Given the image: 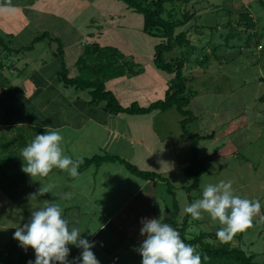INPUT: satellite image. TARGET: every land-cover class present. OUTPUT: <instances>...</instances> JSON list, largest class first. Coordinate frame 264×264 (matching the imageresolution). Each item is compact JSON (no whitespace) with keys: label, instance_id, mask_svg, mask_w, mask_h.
Here are the masks:
<instances>
[{"label":"rangeland","instance_id":"obj_1","mask_svg":"<svg viewBox=\"0 0 264 264\" xmlns=\"http://www.w3.org/2000/svg\"><path fill=\"white\" fill-rule=\"evenodd\" d=\"M31 3L45 8L34 12L29 10ZM175 6V11L185 8L194 16L186 25L175 30V35L185 34L188 43L164 54V59L166 62L183 63L182 73L186 88L190 91H187L190 103L186 110L195 117L186 129L200 136L214 133L213 139L199 141L198 158L209 164L206 160L212 152H215V158L226 154V146L221 145L216 150L214 144L219 145L222 137L227 138L231 134L239 149L238 158L210 160V163H214L200 178L198 190L189 195L191 203L200 198L203 184L222 180L232 181L237 195L259 200L262 205L260 213L253 217L250 227L233 235L230 246L252 256V264H264V220L261 219L264 216V82H260V79H264V0H190L184 7L180 4ZM22 11L14 7L0 10V16L5 15L0 25V38L3 41L13 36L16 45L29 46L32 37L47 31L50 37L58 38L63 46V60L70 77L80 74L82 67L77 62L86 46L96 44L99 48L116 49L123 55L118 59V64H126L125 74L119 78L105 79V90L112 92L122 107H129L132 103L148 107L164 99L172 76L158 70L153 64L155 47L161 39L147 36L143 32L142 15L129 10L123 2L37 0L27 1ZM242 11L251 14L257 23L256 28L248 30L239 20ZM25 15L32 29L25 28L21 20ZM47 43L46 40L36 44L32 52L25 54L7 56L0 53V61L7 60L4 64L0 63V158L5 161L1 167H7L5 174L14 177L18 184L23 172L20 158L22 149L36 134H43L46 127L58 130L53 129V125L65 123L71 127L59 130L63 136L65 154L73 159L116 156L137 168L144 164L145 169L140 167L141 171L165 178L174 187L180 223L186 215L184 206L190 204L184 190L188 183L184 165L189 163L192 142L181 130L179 122L182 117L174 108L163 114L152 112L111 117L117 120L113 124L119 127L118 122L125 123L135 137L144 140L146 147L155 151L156 161L148 159L149 163L142 160L143 154L139 149H132L126 140L121 142L123 136H110L101 131L94 121L87 120V117H103V105L89 107L86 105L91 100L89 91L59 83L56 75L59 70L58 44ZM101 62L109 63L105 59ZM129 63L134 74L128 73ZM19 128L24 129L20 139L17 137ZM155 134L160 136L162 142H156ZM108 163L120 165L118 162ZM101 166L107 165L103 163ZM92 167L95 166H90V169ZM53 178L52 174L49 182ZM32 180L41 188L45 182L38 180V177H32ZM156 185L158 203L168 207L172 203V196L168 194L165 184L158 182ZM3 189H7L6 185ZM32 196L39 199L44 197L40 190ZM30 208V203L26 205L24 201L10 203L0 189L1 223L12 228L20 226L24 220L23 214L30 212ZM219 227L218 222H213L207 213H203L200 220H193L189 216L186 232L188 237L201 232L216 234ZM13 232L0 229V264H10L13 258L12 254L5 255L6 251L12 250V242H16ZM220 240L217 237L206 238V242L213 246L218 245ZM123 261L122 264H131Z\"/></svg>","mask_w":264,"mask_h":264},{"label":"trees","instance_id":"obj_2","mask_svg":"<svg viewBox=\"0 0 264 264\" xmlns=\"http://www.w3.org/2000/svg\"><path fill=\"white\" fill-rule=\"evenodd\" d=\"M123 2L129 10L134 13L142 15L143 17V32L147 36L152 38L161 39L155 47V53L153 55L154 66L162 71L172 76L171 86L167 90L163 100H159L152 103L148 107H141L137 103H132L129 107H122L116 96L105 90L104 80L113 79L124 76V66L118 64V59L123 57L116 49L113 48H99L98 45L92 44L93 46H86L82 50L78 65L82 67L80 74L74 77L69 76V72L66 69L65 62L63 60V46L58 40V38L50 37L47 31L42 32L40 36L35 37L29 46H22L18 50L12 48L13 36L5 42L0 38V52L5 54H19L24 52H30L34 48V45L48 41V45L52 43H57V55L59 70L56 75L59 79V83H62L65 87H72L75 89H80L82 91H89L91 100L86 103L89 107L103 105L102 111L108 115L118 116L119 114L126 115H146L152 112L164 113L172 108H174L178 114L182 117L180 120V127L182 132L192 140L190 145V160L188 165L184 168V174L187 177V186L184 188L188 194V199L191 203V197L189 196L192 192L198 190V183L200 178L208 172L209 164L204 160L198 158L197 145L199 141L213 139L214 133L209 136H200L198 134L190 133L186 127L187 125L195 120V117L189 110H186L190 103L189 91L186 88L185 78L183 76V63L182 61L177 62H166L164 59V54L170 53L175 47H183L186 45L187 39L185 34L180 33L175 35V30L179 27L186 25L192 18L193 14L187 9L182 8L181 11H175V5L180 4L185 6L190 0H118ZM179 6V5H178ZM239 20L243 22L244 25L249 29L257 27V23L254 18L248 12L242 11L239 15ZM255 24V25H254ZM256 36H257V32ZM97 54V55H96ZM105 59L109 63L102 64L101 60ZM110 60L112 61L110 63ZM128 73L134 74L132 70V64H128ZM260 82H264V79H260ZM190 92V91H189ZM85 105V106H86ZM245 117V116H244ZM19 135L17 137L22 138L24 129H17ZM20 145V144H19ZM239 157V155H238ZM3 158H0V189L4 194L7 195V199L11 202H17V191L15 184L17 183L14 177H8L7 167L2 168L1 164ZM82 163L79 166L78 171L90 167H99L103 163L108 162H118L123 166L131 175L136 176L145 181H152L153 184L160 182L166 185L167 192L172 196V203L170 209H166V216L162 222L170 224L174 229H176L181 238L185 243L191 244L196 248V250L201 254L202 264H252L253 257L247 256L241 249L233 248L230 246L234 237L227 241H219V244L213 246L206 242V238L213 237L216 238V234L206 235L201 232L195 236L187 235V224L189 214H186L184 218L180 221L179 217V206L175 199L174 187L167 182V180L158 174L152 172H146L139 170L136 166L132 165L125 160L116 156H95L91 159H80ZM29 175L22 172L21 177H28ZM6 185L7 189H3ZM9 190V192H8ZM264 215V212H263ZM264 228V227H263ZM188 238V239H187ZM11 251L7 253L13 255L10 264H28L30 258L27 251L21 248L16 242H12Z\"/></svg>","mask_w":264,"mask_h":264},{"label":"crops","instance_id":"obj_3","mask_svg":"<svg viewBox=\"0 0 264 264\" xmlns=\"http://www.w3.org/2000/svg\"><path fill=\"white\" fill-rule=\"evenodd\" d=\"M27 1L37 2V0H22L18 2L17 0H12L10 3L9 0H4L3 2L0 0V4L2 5L0 6L2 7L0 10L11 9V7H14L15 10L22 11ZM42 8L45 7L43 5L38 7L37 4L33 5L32 3L29 5V10H33L34 12H38ZM22 15L23 13H21V18ZM27 15L21 20H23L26 29L27 27L32 29L33 26L30 25ZM4 17L5 15L0 16V25L4 20ZM33 38L34 37H32L31 40H33ZM13 44L14 45L11 47L15 50H18L21 47V45H16L17 43ZM33 50L34 49H32V51ZM25 53L28 52H24L23 54ZM6 55L8 56L12 54ZM6 61V59H3L0 63L4 64ZM82 109H80V111H82ZM111 117L115 116L104 113L103 117H87V120L94 121L101 131L110 136L112 135L118 138L123 136L121 142L126 140L132 149H139L141 154H143L141 155L143 158L142 160H147L149 163L150 161H148V159H150L151 162L156 161L154 156L156 154L155 151L147 148L143 142L144 140L142 141L139 137H135L125 123L118 122L119 127L118 125L113 124V122H116L117 120L114 118L112 119ZM109 123H112V125H108ZM83 126L84 124H82V127ZM65 127L70 128L71 126L65 123L57 126L53 125V129L58 130ZM78 130L81 131V129ZM155 135L154 139L156 142L161 141L159 139L160 136ZM232 135L233 134L230 136L227 135V138L225 136L222 137L219 145L214 144L216 150L223 145L222 147L226 146V150L228 149V151H226V154L223 156H217L216 158L215 152H212V155L206 160L209 162V166L214 163H210V160L217 161L227 157L238 158L239 149L232 140ZM248 135L250 136L249 133ZM115 139L117 140V138ZM121 144L123 145V143ZM179 164L182 165V163ZM105 165L107 166L100 165L99 167L95 166L91 169L90 167L84 168L78 171L76 177H72L66 173V171L52 170V172L46 177L47 179H45V177H38V180L45 181L42 188L41 185L39 187L34 184L30 176L21 178L20 182L15 184L16 187H18L15 189L18 194L16 200L19 202L24 201L26 205L27 203H30L31 211L43 206L45 201L57 200L63 208L64 217L69 221V227H79L81 231L84 232L82 233L83 238L96 242V246L92 250L100 264H109L114 257L118 258L116 264H122L121 262L123 260L125 263L130 262L131 264H141L142 257L136 251L144 239V237L140 235V221L142 218H160L163 221L166 216V209H168L171 204L167 207L158 203L157 183L153 184L152 181H145L133 176L126 172L121 165L118 166L111 163H105ZM142 165L143 166L140 167L145 169V165ZM186 165H188V163ZM140 167H138L139 170ZM52 174L54 175V178L49 182L48 178ZM37 182L39 183V181ZM48 186H51V188L45 193L44 189ZM39 190L44 196L42 199L40 198L41 200L32 196L34 193L38 194ZM31 211L26 215L23 214L24 220L20 226L27 223L30 219ZM12 227L13 226L0 222V229L15 232L16 227ZM10 235L12 236V233H10ZM14 241L19 245V241ZM69 248L70 256L68 259L70 261L73 257L80 256L82 249H78L72 245H69ZM7 253L8 252L6 251V256ZM27 253L31 259H35L33 249L28 248Z\"/></svg>","mask_w":264,"mask_h":264},{"label":"clouds","instance_id":"obj_4","mask_svg":"<svg viewBox=\"0 0 264 264\" xmlns=\"http://www.w3.org/2000/svg\"><path fill=\"white\" fill-rule=\"evenodd\" d=\"M22 171L32 177H47L54 168L66 171L72 177L78 175L82 160L65 154L60 130H49L35 137L21 151ZM51 186L44 189L45 193ZM259 200H250L235 193L232 181H219L202 185L200 198L183 208L193 220L202 219L207 213L213 222H218L216 235L227 241L232 236L250 227L253 217L261 210ZM264 220V216L261 217ZM140 235L144 237L136 249L142 257L141 264H202L201 254L191 244L185 243L180 233L160 218H142ZM81 229L69 227L63 208L57 202L45 201L33 209L30 219L16 227L13 239L25 251L34 250L35 259L28 264H100L93 252L95 241L82 237ZM69 245L82 249L79 257L70 261Z\"/></svg>","mask_w":264,"mask_h":264},{"label":"built area","instance_id":"obj_5","mask_svg":"<svg viewBox=\"0 0 264 264\" xmlns=\"http://www.w3.org/2000/svg\"><path fill=\"white\" fill-rule=\"evenodd\" d=\"M118 261V258L117 257H114L109 264H116Z\"/></svg>","mask_w":264,"mask_h":264}]
</instances>
